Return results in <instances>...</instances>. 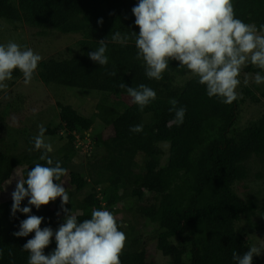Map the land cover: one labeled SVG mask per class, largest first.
Wrapping results in <instances>:
<instances>
[{
    "label": "trees",
    "instance_id": "1",
    "mask_svg": "<svg viewBox=\"0 0 264 264\" xmlns=\"http://www.w3.org/2000/svg\"><path fill=\"white\" fill-rule=\"evenodd\" d=\"M138 2L0 0V24L4 22L15 30L26 26L78 35L79 40L65 55L41 60L36 77L45 86L103 95L92 117L59 102L54 107L56 115L44 124L45 138L64 131L66 142L49 156L67 170L57 183L66 179L70 185L65 207L78 222L90 219L93 209H107L115 215L117 207L129 199L134 204L128 210L134 217L123 231L126 243L120 264H235L233 252L242 255L252 246L264 249V199L249 198L248 194L241 197L235 190L244 188L247 180L264 181V113L239 124L246 98L238 97L231 105L218 97L209 98L206 86L199 84L189 70L179 67L178 61H169L162 79H148L143 62L136 58L134 40L126 45L111 42V33L116 31L139 34L132 13ZM232 4L236 18L255 24L264 34L260 31L264 0H232ZM100 19L102 25L97 23ZM106 38L109 63L100 66L89 59L88 53ZM253 68L250 63L243 71H263ZM113 71L115 76L108 74ZM19 79H23L22 73L14 70L11 80ZM121 83L129 87L145 84L156 92V98L141 111L119 87ZM253 87H246L245 93L259 101L255 93L259 86ZM124 97L129 102L125 103ZM173 98L178 107L187 110L182 124L171 122L174 112L169 111V102ZM21 104L10 101L0 109V264H28L29 253L23 251V245L35 235H13L27 217L20 212L12 216L13 201L12 197L5 198V188L17 168L21 167L26 179L36 163L46 166L39 160L41 152L33 149L34 134L25 138L27 148L21 152L17 151L16 140L6 138L13 130L10 116L23 108ZM116 104L125 106L124 114L116 115L111 108L117 109ZM140 124L141 133L129 131ZM87 139L92 142L90 154L79 159L84 146L81 142ZM165 144L167 150L162 148ZM80 193H85L82 199L77 197ZM255 196L259 197V192ZM60 205L57 198L37 210L25 198L21 208L31 207V215L43 217L41 229L50 227L55 232L65 219L63 212L57 215ZM152 244L158 257L150 255ZM55 247L53 237L44 254L49 255ZM253 264H264V252L253 257Z\"/></svg>",
    "mask_w": 264,
    "mask_h": 264
},
{
    "label": "clouds",
    "instance_id": "2",
    "mask_svg": "<svg viewBox=\"0 0 264 264\" xmlns=\"http://www.w3.org/2000/svg\"><path fill=\"white\" fill-rule=\"evenodd\" d=\"M132 13L139 34L116 31L111 33V42L126 45L134 40L136 58L143 62L148 79H162L169 61H178L179 67L189 70L198 77L199 84L206 86L209 98L218 97L231 105L238 98L236 89L242 67L251 63L264 70V34H259L255 24L236 18L232 0H139ZM97 23L102 25L103 20ZM260 31H264V25ZM108 43L107 38L98 41V47L88 53L89 59L106 66ZM41 60L31 48L22 50L15 42L0 45V89L7 87L4 82L13 78L14 70L22 73L24 84L28 85ZM108 74L115 76L116 72ZM248 82L244 80L245 85ZM254 83H264V75L256 73ZM119 87L127 91L141 111L156 98V92L145 84L129 87L121 83ZM169 103V111L174 112L171 122L182 124L186 108L178 107L174 98ZM129 131L141 133L143 125L131 126ZM45 132L41 124L31 143L34 150L41 152L39 160L45 161L46 166L36 163L26 179L17 181L12 193V216L20 212L27 217L13 235L20 238L35 234L23 245V251L29 253L28 264H120L126 235L119 230L116 217L109 210L93 209L90 219L78 222L77 216L65 207L70 198L64 185L57 181L67 175V170L49 156L53 148L45 142ZM25 198L37 210L60 198L57 215L63 212L64 222L55 232L50 227L41 229L43 217L31 215L29 206L21 208ZM53 237L56 247L45 255L44 249ZM262 252L261 247L252 246L242 255L233 252V260L235 264H253V257Z\"/></svg>",
    "mask_w": 264,
    "mask_h": 264
},
{
    "label": "rangeland",
    "instance_id": "3",
    "mask_svg": "<svg viewBox=\"0 0 264 264\" xmlns=\"http://www.w3.org/2000/svg\"><path fill=\"white\" fill-rule=\"evenodd\" d=\"M261 34V33H259ZM78 35H68L62 34L52 30L46 29H31L26 26H19L15 30L12 26L1 22L0 24V45H7L9 42H15L21 46V49L31 48L35 53L39 54L42 57V60L48 59L57 55H65L66 51L73 47L79 40ZM248 63L247 65H249ZM246 65V66H247ZM242 67L238 79L240 80V85L237 87V97L244 99L241 105L240 111V120L239 124L244 125L252 120H256L264 113V83L255 84L254 76L257 72H246L243 71L245 67ZM254 68H258L253 66ZM253 68V69H254ZM254 71H256L254 69ZM36 71L33 74L32 81L25 85L23 79L19 80H8L4 83L7 84V87L0 89V109L4 108V105L7 102L15 101L19 105L24 102V106L21 110L13 112L10 116V125L13 127L11 134L9 132L6 135V138L10 141L16 140L18 143L17 151L21 152L27 148L25 138H28L31 134L37 135L39 131V126L51 122L52 118L56 115L57 109L54 107L57 106V103H66L75 107L78 111L82 112L86 116L92 117L96 112V105L103 100L102 93L95 91H80L73 88H68L64 86H45L41 83L36 77ZM261 75H264V70L260 72ZM248 79V84H244V80ZM259 86L260 90L255 91L256 96L260 99L259 101L251 100L248 95L245 93L246 87H250L254 90L253 86ZM20 97V98H17ZM23 98L25 100H23ZM124 102H129V98L124 97ZM122 100V101H123ZM117 107H111L117 113V116L124 114L125 106L115 105ZM116 109V110H115ZM39 118H42L43 121H39ZM96 120V118H95ZM43 122V123H42ZM54 124H57V121H53ZM17 132H21L23 135H17ZM11 136V137H10ZM78 137V136H77ZM46 143L52 145L53 151L59 149L65 142L64 131L61 130L58 135L51 138H45ZM83 150L80 149L79 159L84 158V155L90 154L91 140L87 139L81 142ZM162 148L167 150L168 145H162ZM89 151V152H88ZM82 160V159H81ZM13 160H11L12 162ZM141 161V160H140ZM139 161V162H140ZM71 165V164H70ZM75 167L78 168L77 160L74 163ZM142 165V162L139 164ZM14 170V169H13ZM12 170V171H13ZM15 171V170H14ZM22 169L17 168L13 175L11 176L8 185L5 188L4 196L9 199L12 197V193L15 190L16 183L18 180L23 179ZM63 184L66 191H71L70 185L66 182V179H63ZM247 187V188H246ZM237 193L241 197H246L248 194L249 198H258L260 200L264 199V181L247 180L244 183V188L238 187L235 188ZM259 192V197H256L255 194ZM85 193H80L77 195L78 199H82ZM133 202L129 199L124 200L116 209V220L118 221V228L121 231H124L127 223L133 220V214L129 212V207L133 206ZM107 210V209H105ZM125 220V222H123ZM142 225V224H141ZM139 225V226H141ZM144 234V229L140 231ZM150 255L158 257L155 246L152 244L150 246Z\"/></svg>",
    "mask_w": 264,
    "mask_h": 264
}]
</instances>
